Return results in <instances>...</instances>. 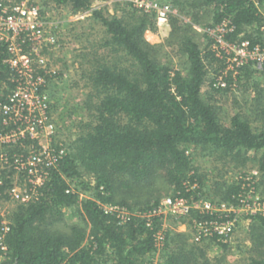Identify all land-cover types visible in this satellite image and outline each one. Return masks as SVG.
Masks as SVG:
<instances>
[{
    "label": "trees",
    "instance_id": "trees-1",
    "mask_svg": "<svg viewBox=\"0 0 264 264\" xmlns=\"http://www.w3.org/2000/svg\"><path fill=\"white\" fill-rule=\"evenodd\" d=\"M93 2L44 0L42 4L44 11L69 7L78 13L89 10ZM167 2L179 5L181 10L185 8L182 0ZM202 3L213 7V24L226 20L231 23L233 30L227 33L228 40L248 39L251 45L264 43V0ZM93 16L101 21L109 36L104 45L122 52V58L82 72L89 90L83 101L73 107L83 115L75 124L68 154L31 200L14 203L8 210V231L4 229L5 216L0 214V264H153L160 231L164 235L161 264H226V254L210 253L215 247L222 253L233 248L231 237L236 226L226 238L214 233L199 241L195 238V225L232 217L191 208L187 216L192 218L187 221L193 233L178 232L173 228L163 230V215H157L155 210L166 195L190 202L206 195L207 174L192 156L197 149L218 151L221 159L230 158L241 165L253 158L260 161L264 171V88H259L251 78L254 68L250 64L241 70L250 76L246 85L256 87L253 96H249L252 102L248 112L236 110L228 116L224 112L226 104L205 97L204 87L210 74L215 76L208 86L224 95L234 77L223 75L224 62L210 43L202 48L187 29L172 26L168 42L172 44L177 39L179 52L185 57L183 72L159 59L162 47L145 37L146 30L154 26L155 13L135 9L133 17L126 19L96 10ZM169 18L176 21L178 17L171 14ZM7 55L5 46L0 45V108L7 103L14 86L5 62ZM221 76L226 87L218 84ZM73 86H79V82L75 80ZM3 129L0 109V133ZM7 150L16 154L22 152L23 146L17 144ZM85 173L95 182L90 198L80 196L79 189L89 186L82 180ZM14 179V170L0 168V205L11 202L8 190ZM245 184L244 180L215 181L214 188L220 197H206L214 203L226 202L238 208L247 191ZM104 205L135 212L123 219ZM68 210L79 221L66 222ZM146 212L151 214L149 219L142 216ZM231 215L234 217L235 213ZM247 217L255 231L256 246L264 247V215L251 213ZM257 251L260 254L249 249V256L242 252L243 264H264L261 249Z\"/></svg>",
    "mask_w": 264,
    "mask_h": 264
},
{
    "label": "rangeland",
    "instance_id": "rangeland-1",
    "mask_svg": "<svg viewBox=\"0 0 264 264\" xmlns=\"http://www.w3.org/2000/svg\"><path fill=\"white\" fill-rule=\"evenodd\" d=\"M34 1L43 2L44 0ZM158 1L171 4L174 9L172 16H176L178 18H176V21L169 18L161 25L157 24V21H155L154 26L149 27V29L146 30L145 37L151 44L162 47L158 52L159 59L166 62L172 68L180 69L185 72V57L179 52L177 39H173L174 43L172 44H169L168 42V40H171L172 38V26L187 29V32L191 35H195L194 37L196 41L202 48H204L209 43L210 39L208 37L207 30L211 26L216 25L213 24L212 21L213 7L204 6L202 0H182L185 2V5L183 6L185 8L181 10L179 5H173L172 3L167 2V0ZM93 4L94 9H92L91 12H81L84 14L82 18H76L77 13L71 11L69 7H62L59 9L48 8L46 10L48 16L51 17L50 19L54 17V19L59 22L61 28L59 38L60 40L63 39L62 41H65L66 43V46H61L52 56L60 73L58 77L52 81L50 93L53 102L54 114L59 128V140H67L68 145L76 132L75 124L77 119L83 115L79 114V108L73 107L83 101V98L87 95L89 90V88H87L89 86V82L87 78L81 77L82 72L106 61L113 62L116 59L122 58L123 54L120 51L114 52L110 46L104 45L109 36L105 31V27L101 24V21L93 16V12L100 10L106 15H115L130 19L133 17L132 13L135 10L128 0H94ZM193 4H195V6H192ZM262 10H264V8H262ZM196 18L198 20H196ZM184 29L182 31H184ZM251 66L254 68L252 69L254 72L251 74V78L257 82L259 88H264V70L256 71L255 66L252 64ZM239 73L240 75H233L232 85L228 94L224 95L222 91L214 92L208 86L214 78V74H210V81L207 82L204 87L205 97L211 99V102L226 104L224 112L227 113L228 116L234 114L236 110L247 113L249 105L252 102V99H250L249 96H253V92L256 88L251 84L246 85V81L250 78V76L248 77V74H246V71H240ZM239 76L241 77L239 78ZM75 80L79 82V86H73ZM224 112L223 115L225 114ZM257 124H260V122H257ZM190 151L191 150H189V152ZM220 154L221 153L218 151L212 152L211 150H203L200 148L192 155L194 157L195 164L200 167L201 171L207 174L205 179L206 190L204 189L206 195L201 197L198 201L189 203V208L203 210L205 209L206 203L210 202L214 205V207H218L217 203L215 204V201L211 200H218L220 197L214 188L215 181L222 183L244 180L246 182L244 187L251 192V195L247 194L246 198L255 202L258 200L263 202L264 171L260 168V161L252 158L244 163V165H241V163H236V161H230V158H226L225 160L227 161L221 159V157H219ZM82 180L88 183L89 186H87V189L82 187L79 189L81 198L93 197V187L95 183L93 177L85 173ZM170 196L171 194L162 198L160 202V210L157 212V215H163V230L173 228L178 232L191 230L193 233V230L188 225L189 223L187 221V218L192 217L187 216L188 214L183 212L184 206L169 207L163 203L164 199ZM206 196H211V199ZM1 204L0 214L5 216L4 222L7 223L8 210L13 208L15 204L8 201L2 202ZM104 207L108 210L117 211L123 219L128 218V216H131L135 212L124 207L112 205H104ZM253 208L244 209L243 207H238L237 216H235L237 230L231 237L233 248L226 253H222L218 247H215L212 251L210 250V254L213 256H216L219 253L226 254V257L228 258L226 264H243L241 259L245 255H243L244 253L242 252H245L246 255L249 256V249L251 251L255 249L256 252H258L257 249H261V253L264 256V247L260 246V244L256 246L257 241L254 239L255 231L251 228V220L247 219V216L252 213L251 211H254ZM65 214L66 222L71 224L79 221L77 216L72 215L70 210H68ZM142 216L149 219L151 214L146 212L143 213ZM194 221H196V219H194ZM159 234V248L154 254L153 264H161L163 260L162 253L164 235L162 236V231H160Z\"/></svg>",
    "mask_w": 264,
    "mask_h": 264
},
{
    "label": "built area",
    "instance_id": "built-area-1",
    "mask_svg": "<svg viewBox=\"0 0 264 264\" xmlns=\"http://www.w3.org/2000/svg\"><path fill=\"white\" fill-rule=\"evenodd\" d=\"M133 8L146 13H155L157 24L165 23L174 9L171 4L158 0H128ZM94 8V5H92ZM42 2L34 0H0V45L5 46V62L11 71V89L7 103L2 105L3 131L0 133V168L15 172L13 185L8 194L13 203H26L32 199L36 189L42 186L50 172L57 168L61 159L69 152L67 140H59V128L53 110L50 84L59 75L58 66L52 56L61 46L60 24L44 11ZM84 14L77 13L76 18ZM233 27L229 21L211 26L207 32L210 47L224 62L223 75H239L247 65L264 70V43L251 45L248 39L230 41L226 35ZM218 84L226 87L223 76ZM59 140V141H58ZM17 144L23 146L22 152L10 154L8 148ZM248 190L242 195L240 207L249 208L252 213L264 215V201H251ZM169 207L184 206L188 213L191 203L187 199L167 197L163 202ZM216 204V203H215ZM218 207L206 203L201 213L219 212L227 221L196 222V240L218 234L229 236L236 226L237 209L226 202ZM258 206V207H257ZM160 205L155 210L159 212ZM231 213H235L234 217ZM5 231L9 230L7 223ZM6 249V246L2 247Z\"/></svg>",
    "mask_w": 264,
    "mask_h": 264
},
{
    "label": "crops",
    "instance_id": "crops-1",
    "mask_svg": "<svg viewBox=\"0 0 264 264\" xmlns=\"http://www.w3.org/2000/svg\"><path fill=\"white\" fill-rule=\"evenodd\" d=\"M102 3H103V2H102ZM93 5H94V4H93ZM92 7H93V6H92ZM92 7H91L89 10H87L86 12H89V11L91 12V10L94 9V8H92ZM86 12H85V13H86Z\"/></svg>",
    "mask_w": 264,
    "mask_h": 264
}]
</instances>
